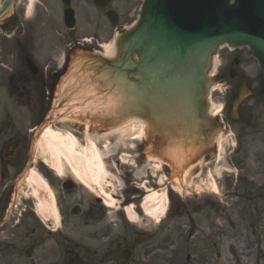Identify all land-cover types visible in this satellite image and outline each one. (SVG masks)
I'll list each match as a JSON object with an SVG mask.
<instances>
[{"label": "flooded vegetation", "instance_id": "obj_1", "mask_svg": "<svg viewBox=\"0 0 264 264\" xmlns=\"http://www.w3.org/2000/svg\"><path fill=\"white\" fill-rule=\"evenodd\" d=\"M120 1L100 9L94 0H71L75 25L68 29L64 0H18L11 20L0 25V264H224L227 251L233 255L231 264H264L262 165H254L251 181L239 173L218 177L217 197L204 191L206 195L195 196L185 205L175 202L176 212L171 209L167 229L154 233L129 222L130 208L143 222L146 193L160 191L159 174L144 165L142 157L134 161V169L142 167L145 172L141 178L117 159L115 167L108 166L116 180L59 179L43 168L48 186L38 196L27 179L20 180L33 155L36 127L51 107L52 90L66 58L78 47L104 50L112 38L110 27L115 29L108 12H118L114 5ZM82 9L89 14L82 16ZM123 15L119 14L118 27L130 21L122 24ZM250 60L247 50L231 53L223 73L228 78L242 77ZM227 81L231 90L234 79ZM259 121L251 117L241 126L253 133L250 144L254 147H264V141L258 140ZM38 153L39 148L31 162L33 169ZM256 153L264 156V151ZM206 161V174L215 171L211 168L215 157ZM241 178L252 188L247 199L241 193ZM145 186L150 190H144ZM233 196L237 202H249L242 221L230 215L233 203L225 208V198ZM239 235L244 239L241 260L235 252ZM227 238L233 241L230 246H226ZM138 241L145 242L139 245ZM125 250L131 251V261L121 257ZM162 251H167L166 258L159 254Z\"/></svg>", "mask_w": 264, "mask_h": 264}, {"label": "water", "instance_id": "obj_2", "mask_svg": "<svg viewBox=\"0 0 264 264\" xmlns=\"http://www.w3.org/2000/svg\"><path fill=\"white\" fill-rule=\"evenodd\" d=\"M15 2L0 0V22ZM224 46L248 47L257 57L264 97V0H144L112 57L83 51L72 57L43 127L56 117L103 128L139 120L147 154L182 171L209 154L220 134L210 92L223 81L211 74ZM251 97L240 87L234 120Z\"/></svg>", "mask_w": 264, "mask_h": 264}, {"label": "rangeland", "instance_id": "obj_3", "mask_svg": "<svg viewBox=\"0 0 264 264\" xmlns=\"http://www.w3.org/2000/svg\"><path fill=\"white\" fill-rule=\"evenodd\" d=\"M123 2L122 0L118 3L115 4L114 7H116L117 9H119V13L122 15L125 13V15H123V21L122 24L125 22H128L129 20L131 21V16L135 15V10L139 5V0H128L127 3ZM81 6L83 8H85L86 11H88L89 9L87 7H85L83 4H81ZM84 11L83 9L81 10V14L82 16L88 15L89 13ZM129 14V17H126V15ZM98 16V15H97ZM87 26L86 24H84L83 22H81V28L85 29ZM109 32V36H113L114 33L116 32L115 29H112L110 27ZM108 43V42H107ZM229 57L228 51L225 49L221 52V60H225ZM220 61V59H219ZM247 75L249 76V80L251 81V85L253 87L257 86V80H258V76H259V70L257 66H253V63H248L247 65V70H246ZM228 85L223 84L220 88L219 91L216 92L213 95L212 98V102H214L215 104H219L222 106V111L221 114H224V105H225V100H226V88ZM227 108V107H226ZM242 116L244 118H248V117H255V118H261V121H259V126L258 128L261 130V135L259 136L258 140L260 141H264V104L262 103H257L255 101H252L250 103H247L246 105H244L243 109H242ZM226 121V120H225ZM227 125V130L224 132V136L220 139V143H224L225 145V151L226 154H223V147L221 148V156H220V163L222 162V157L225 158V163L229 164L233 169H239L240 173L242 175L247 176V180L250 179L249 181H251V172L253 171V167L254 165H262L264 166V156L263 154L260 155V157L257 155L256 152H263L264 151V147L263 146H251L250 142L253 141V133L250 130L247 131H241L239 130V127L241 125H233L232 123H230V121H226L225 122ZM53 132H59L62 134H68V133H72L76 136L78 142H79V148L80 149H85L86 147H88L90 145V142H93L96 144L100 154H105V166L112 164V163H116V159L121 157L123 158L124 163L127 162V165L130 167V169H132L131 164H133L134 160H136V158L138 157V155H141V146H140V142L137 141L136 139V135H135V131H128L126 133V135L122 136L120 133L116 132V133H108V132H103L99 129H95L93 131H85V133L81 130H78L77 128H75L73 125H70L67 122H63L60 123L58 125H56V128L52 129ZM233 135L231 137L230 140H228V135ZM241 136V137H240ZM228 140V141H227ZM240 142V143H239ZM239 148V149H238ZM118 152V155L115 156V153ZM238 151V152H237ZM114 154V155H113ZM41 157H48L47 155L45 156V154L40 155ZM49 159V158H48ZM49 161L51 162V160L49 159ZM40 162V161H39ZM49 162V163H50ZM256 162H258L256 164ZM41 165H43L45 167V165L40 162ZM40 164L38 166V168L40 167ZM199 165H203L200 169L196 170L195 167L193 169H191L190 171H188V173L186 174V176L184 177L183 181L186 184V187L191 186L192 183L194 184H199L200 188L202 190H205L206 185H203V183L208 182V180L206 181V171H205V164L204 163H200ZM112 167H115V165H113ZM242 170H245V172H241ZM41 171H38L37 169H35L32 173L35 174L37 176V178H41ZM72 172L71 167H69L67 164H63V172L61 174V176H68L70 175ZM222 169L217 173L218 175H222ZM161 177H160V189H161V193L160 194H166V192L170 189V185H172L173 183V177H172V173L170 170L166 169V168H162L161 169ZM216 173H213V177L216 179L217 177ZM240 174V175H241ZM198 176V177H197ZM118 177V175H117ZM116 177V178H117ZM112 179L114 180L115 178L112 176ZM44 180V178L42 179ZM143 181H146V179H144ZM241 193H243L245 199L250 197V192H251V187L249 185V183L245 182L244 179L241 178ZM46 181H41L38 185V187H42L44 186V183ZM170 184V185H169ZM195 185L192 187L194 188ZM198 188V191H201V189ZM193 192L189 189L186 190L183 188L182 189V193L181 195L178 194H172L175 199H180L184 200L185 202L191 198H193ZM149 195V194H148ZM245 199H243V201L241 202H234V201H227L229 202V204L231 205H227L225 204V208H229L231 206V208L234 206V208L231 210L230 208V215H233L236 219L242 221L243 218L246 216V212L245 210L248 208L247 204H249L248 201H246ZM170 200V199H169ZM177 201V200H176ZM148 204H151L150 202L147 201L146 199V203L145 205L147 206ZM160 206V211H159V215L160 213H162V207H163V203L161 202ZM151 207V206H150ZM162 209V210H161ZM170 209V202H169V207L165 213V216L163 218V220L158 224L156 219L152 218L151 216L148 215V217L146 216V218L148 220L144 221V224H148L146 227V229H148L149 231H161L164 229H167L165 222L167 221V217H168V212ZM227 214V213H225ZM184 218H178L177 222L180 223V221H183ZM135 224L141 226L142 222L140 219H136L135 220ZM227 229V228H226ZM226 236L230 235L231 232L225 233ZM238 240V249H236V253L238 254V256L240 257V260L242 259V253H243V245H244V239L241 235H239V237H236ZM227 244L226 246H230L231 243H233L232 239L227 238ZM228 254L226 253L225 258H224V264H231L233 262V260H230L231 263H229V257L231 256L233 258V255L230 253L229 251H227ZM160 255H162L163 257H167V251H162L159 253ZM227 259V260H226ZM165 260V259H163ZM167 260V259H166ZM228 261V262H227ZM164 262H162L163 264ZM167 263V262H166Z\"/></svg>", "mask_w": 264, "mask_h": 264}, {"label": "bare ground", "instance_id": "obj_4", "mask_svg": "<svg viewBox=\"0 0 264 264\" xmlns=\"http://www.w3.org/2000/svg\"><path fill=\"white\" fill-rule=\"evenodd\" d=\"M107 51H110V54L114 53V49L112 44L109 45L107 48ZM216 68L220 66V62L216 61ZM222 106L217 105L213 103L212 107V113L214 116H218L221 114ZM128 131H135V135L137 136L136 139L143 141L145 136V126L140 121H129L126 124L115 128L114 130L108 131V133H120L122 136L126 135ZM41 149L42 154L47 155L48 157H44V160L47 161L48 158L51 160L50 164L54 168L55 171L58 172V174L61 176L63 172V164H67L69 167H71L72 172L76 175V177L80 181L85 180H93L95 182H101L104 181L106 176L108 175V170L105 166L104 159L105 154H100L97 146L95 143L90 142V145L86 147L85 149L79 148V142L76 138V136L72 133L68 134H62L59 132H53L50 129L46 130L42 140H41ZM150 162H153V164L156 166V169H161L163 167V163L150 159ZM172 169V177H173V190L181 194L182 193V180L179 178V174L181 172V169L175 170L172 165H169ZM189 170L185 171L184 176H186L187 172ZM139 175V173H137ZM30 183L32 185H39L41 181H43L41 178H37L35 174L30 175ZM157 194L151 195L147 198L148 202H153L154 200H159L158 205H161V202L163 203L162 207V213H160L159 221L163 217V215L166 212L167 208V197L164 194H161V196L157 199ZM147 208L146 212L151 214H154L153 208ZM130 219L132 221H135L134 214L132 211H130Z\"/></svg>", "mask_w": 264, "mask_h": 264}]
</instances>
